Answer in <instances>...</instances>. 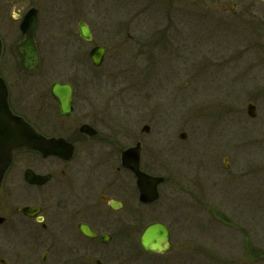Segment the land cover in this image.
Wrapping results in <instances>:
<instances>
[{
    "label": "rangeland",
    "instance_id": "374dc122",
    "mask_svg": "<svg viewBox=\"0 0 264 264\" xmlns=\"http://www.w3.org/2000/svg\"><path fill=\"white\" fill-rule=\"evenodd\" d=\"M31 6L40 63L24 72L14 46ZM79 23L91 41L79 37ZM0 38L1 76L15 103L35 109L29 118L45 82L73 79L121 94L104 126H149L142 161L165 181L157 200L141 205L140 228L164 223L171 247L162 255L128 247L115 264H264V0H0ZM97 45L106 52L94 67L88 52ZM12 246L22 264H56L51 247Z\"/></svg>",
    "mask_w": 264,
    "mask_h": 264
},
{
    "label": "flooded vegetation",
    "instance_id": "af4514ba",
    "mask_svg": "<svg viewBox=\"0 0 264 264\" xmlns=\"http://www.w3.org/2000/svg\"><path fill=\"white\" fill-rule=\"evenodd\" d=\"M30 8L34 7L22 12L21 19ZM34 42L36 45L35 38ZM3 80L8 108L45 139H54L53 148L59 153L47 156L35 150L13 153L0 182V264L27 262L24 256L18 253L21 256L18 257L11 250L16 241L51 247L56 264H115L128 247L142 251L139 238L145 226L140 228V207L155 200L140 201L136 174L131 167L124 166L122 156L128 149H138V169L157 176L152 172V160L148 165L142 161L141 133L149 132V126L147 132L142 128L141 132H134L104 126V117L119 113L115 109L123 100L121 94H96L99 90L95 92L88 82L80 85L73 79L45 82L37 96L35 119L29 118L26 113L35 109L31 110L25 101L15 103L12 86ZM55 83L71 88L67 115L60 113L59 102L51 93ZM26 88L27 93L30 87ZM138 109L135 104L134 115H138ZM26 110L29 111L25 113ZM83 125L89 128L82 130ZM29 154L37 158L36 164L22 158ZM26 172L47 179L33 183ZM47 187L49 194L44 195ZM50 197L53 201L48 202ZM49 253L50 249L45 250L42 260Z\"/></svg>",
    "mask_w": 264,
    "mask_h": 264
},
{
    "label": "water",
    "instance_id": "95a60500",
    "mask_svg": "<svg viewBox=\"0 0 264 264\" xmlns=\"http://www.w3.org/2000/svg\"><path fill=\"white\" fill-rule=\"evenodd\" d=\"M37 24L36 9H29L20 21L19 28L24 39L14 47V51L19 58L20 68L26 71L35 69L38 66V52L36 50L33 33ZM80 37L86 41L91 39L88 27L78 24ZM1 51V41H0ZM106 48L104 46H95L89 51V57L93 66L97 67L102 63ZM51 93L59 102L60 113L67 115L70 111L71 88L68 84L55 83L52 85ZM247 116L254 118L256 108L254 104L246 105ZM89 128L83 125L82 130ZM142 131H148L145 125ZM179 137L184 139L186 134L181 132ZM54 139H45L33 127L25 122L21 117L11 113L6 104V89L3 80L0 78V181L3 173L10 163L12 153L16 150L34 149L40 151L44 156L48 154H58L59 150L53 148ZM71 152V150H70ZM123 164L125 167H131L136 174L139 184L142 203H149L158 197L157 186L164 181L163 177L150 176L138 169L139 150L131 148L123 153ZM225 165L228 166L226 160ZM27 175H30L28 178ZM26 177L33 183H41L43 177L34 173L26 172ZM47 179L44 178V180ZM28 211V209H24ZM1 221V219H0ZM139 245L146 253H164L171 246L170 231L162 222H152L146 225L140 234Z\"/></svg>",
    "mask_w": 264,
    "mask_h": 264
}]
</instances>
